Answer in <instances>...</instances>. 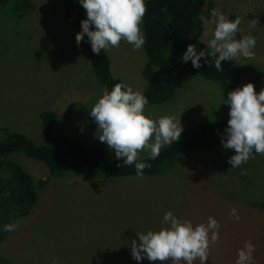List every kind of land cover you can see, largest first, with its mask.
I'll return each instance as SVG.
<instances>
[{"label":"rangeland","instance_id":"374dc122","mask_svg":"<svg viewBox=\"0 0 264 264\" xmlns=\"http://www.w3.org/2000/svg\"><path fill=\"white\" fill-rule=\"evenodd\" d=\"M1 1L0 141L8 138L7 130L43 145L39 116L52 111L58 114L54 133L77 136V143L115 155L98 139L90 110L101 95L98 90L91 92L96 77L62 6L54 0H32V9L18 21L5 13ZM214 3L230 20L241 17L238 39L242 35L256 38L253 55L232 62L264 72V0ZM253 19L259 20L255 28L249 27ZM213 28L209 25L204 32L207 45ZM106 52L113 76L143 91L156 70L144 46L134 51L133 45L122 40L119 47ZM223 99L227 98L219 83L196 76L171 101L147 107L145 113L180 119L181 134H186L201 123L229 118L230 106ZM61 102L65 106L59 108ZM233 155V149L222 145L195 152L156 176L109 179L94 171L87 177L55 178L43 163L11 155L10 160L21 165L36 184L43 181L44 185L23 218H17L9 205L5 211L0 193V264H52L54 258L59 264H161L133 259L131 240H138L136 232L164 227L163 216L169 211L194 226L206 224L209 217L219 222V241L210 246L205 264H235L238 250L247 241L255 246L251 264H264V155L231 168L228 160ZM146 158L147 152L140 153V160ZM233 208L239 221L230 219ZM17 221L15 231L3 230L5 224Z\"/></svg>","mask_w":264,"mask_h":264},{"label":"clouds","instance_id":"9594fccd","mask_svg":"<svg viewBox=\"0 0 264 264\" xmlns=\"http://www.w3.org/2000/svg\"><path fill=\"white\" fill-rule=\"evenodd\" d=\"M86 10L87 19L81 22L82 31L76 34L79 46L85 35L94 54L101 50L119 47L121 41L133 45V50H140L146 43L141 30L143 17L147 12L145 0H79ZM205 32L213 25L212 38L208 41L210 51L197 52L194 44L187 46L181 57L184 63L191 61L192 66L200 69L201 58L210 67L215 66L218 73H223V62L233 61L243 56L253 55L256 46L254 36H240L241 17L230 20L228 16L212 9L211 18H201ZM258 19H253L249 27L255 28ZM94 29V30H93ZM211 56V60L207 57ZM148 98L141 90H134L126 83H116L110 92H105L90 110V116L98 128V139L114 150L115 158L122 160L119 167L134 166L138 178L143 177L145 168L151 165L141 162L140 153L147 152L149 159L159 157L162 147L171 146L181 138L183 131L180 119L174 116L153 118L145 113ZM223 103L230 106L229 120L222 136L224 149H233L235 155L228 163L231 168H238L264 155V88L259 93L253 83L228 92ZM246 174L241 172V175ZM239 221L237 210H231L230 219ZM160 230L136 232L137 239L131 240V256L137 261L147 258L152 262H170V264H194L199 260L205 264L209 258V249L219 241V222L209 217L206 224L193 225L190 220L177 217L169 211L164 214ZM19 222L4 225L5 232L15 231ZM255 246L247 241L238 250L235 264H251ZM52 264H59L57 259Z\"/></svg>","mask_w":264,"mask_h":264},{"label":"trees","instance_id":"16d2710c","mask_svg":"<svg viewBox=\"0 0 264 264\" xmlns=\"http://www.w3.org/2000/svg\"><path fill=\"white\" fill-rule=\"evenodd\" d=\"M54 1L62 6L77 33L82 31L81 22L87 19V14L79 0ZM145 3L147 12L142 21L146 39L144 49L156 68L142 91L149 101L146 108L171 101L177 90L196 76L219 83L226 98L228 92L249 82L254 84L257 93L264 88V72L250 65L227 61L222 63L224 72L218 73L214 63L210 67L203 57L200 69L194 68L191 61H182L189 44H194L197 52L210 51L203 41L205 29L201 18H211L214 0H147ZM1 7L12 20L19 21L32 9L33 3L32 0H2ZM82 42L98 83L110 92L116 83L122 81L112 75L106 50L94 54L86 35ZM207 59L212 58L208 56ZM39 117L43 145H36L27 136L7 130L8 138L0 141V193L4 195L1 198L5 211L9 205L17 218L25 217L37 202V191L44 185L43 181L36 184L21 165L10 160L14 154L43 163L49 175L55 178L87 177L92 171L108 179L137 177L134 166L119 167L123 161H118L108 150L98 146L86 147L54 133L53 127L58 119L55 112L44 111ZM229 118L201 123L191 132L181 134L179 141L161 149L158 158L141 160L151 165L144 169L143 176H156L195 152L222 146Z\"/></svg>","mask_w":264,"mask_h":264},{"label":"crops","instance_id":"0c3cea01","mask_svg":"<svg viewBox=\"0 0 264 264\" xmlns=\"http://www.w3.org/2000/svg\"><path fill=\"white\" fill-rule=\"evenodd\" d=\"M111 70H112V63H111ZM90 72V71H89ZM90 75H92L91 73H90ZM113 75V74H112ZM115 78H117V77H115ZM119 79V78H118ZM91 86H93V87H90V89L92 90L91 92H93V91H99V94L102 96L105 92H106V90L98 83V80L96 79V80H94V85H91ZM101 89H103V90H101ZM67 101H72V100H67ZM62 103V102H61ZM61 103H59L58 104V106H59V108H62L63 106H65V105H63V103H62V105H60ZM71 106H72V108H74L75 107V105H73V104H71ZM57 114V113H56ZM57 116H58V114H57ZM154 118V117H153ZM61 135H63V133H60ZM65 136V135H64ZM66 137H68V136H66ZM69 138V137H68ZM70 138H73V140L74 141H76L77 140V136H70ZM72 140V139H71ZM77 142V141H76Z\"/></svg>","mask_w":264,"mask_h":264}]
</instances>
